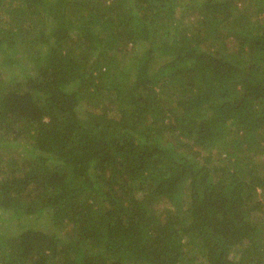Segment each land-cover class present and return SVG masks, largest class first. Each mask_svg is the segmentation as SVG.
<instances>
[{
  "label": "trees",
  "instance_id": "16d2710c",
  "mask_svg": "<svg viewBox=\"0 0 264 264\" xmlns=\"http://www.w3.org/2000/svg\"><path fill=\"white\" fill-rule=\"evenodd\" d=\"M264 0H0V264H264Z\"/></svg>",
  "mask_w": 264,
  "mask_h": 264
},
{
  "label": "rangeland",
  "instance_id": "374dc122",
  "mask_svg": "<svg viewBox=\"0 0 264 264\" xmlns=\"http://www.w3.org/2000/svg\"><path fill=\"white\" fill-rule=\"evenodd\" d=\"M264 158V157H263Z\"/></svg>",
  "mask_w": 264,
  "mask_h": 264
}]
</instances>
